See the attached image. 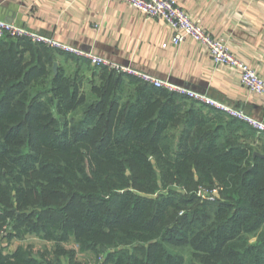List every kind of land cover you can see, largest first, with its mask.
Wrapping results in <instances>:
<instances>
[{"label":"trees","instance_id":"1","mask_svg":"<svg viewBox=\"0 0 264 264\" xmlns=\"http://www.w3.org/2000/svg\"><path fill=\"white\" fill-rule=\"evenodd\" d=\"M0 44V264H264V157L249 143L264 135L107 69L55 71L49 48ZM28 238L53 248L8 246Z\"/></svg>","mask_w":264,"mask_h":264},{"label":"crops","instance_id":"2","mask_svg":"<svg viewBox=\"0 0 264 264\" xmlns=\"http://www.w3.org/2000/svg\"><path fill=\"white\" fill-rule=\"evenodd\" d=\"M177 2L193 22L213 38L226 43L241 61L264 78V0ZM0 19L206 93L264 121V96L245 88L238 71L216 64L207 49L193 40L173 46V32L164 21L149 19L125 2L0 0ZM164 44L168 47L163 48ZM54 55V64L58 69L63 68L67 75L79 73L86 79H93L87 61L64 56L58 51H54ZM101 73L98 71V76H102ZM95 80L99 82V77ZM123 91L124 95H130L134 88L126 87ZM249 143L264 155V138L253 134Z\"/></svg>","mask_w":264,"mask_h":264},{"label":"built area","instance_id":"3","mask_svg":"<svg viewBox=\"0 0 264 264\" xmlns=\"http://www.w3.org/2000/svg\"><path fill=\"white\" fill-rule=\"evenodd\" d=\"M129 4L135 10L141 12L149 19L164 21L173 32L171 44L178 46L190 39L204 46L210 58L218 65L234 69L240 73L242 85L250 92L264 96V78L241 61L222 40H217L209 35L199 24L192 21L189 14L182 9L177 0H118ZM22 40L36 46H42L54 51L62 52L87 61L93 68H102L113 71L119 75L139 80L149 87L164 90L181 97H186L198 104L213 108L229 118L235 119L254 130L258 135H264V121L257 120L243 110L236 109L228 104L210 97L206 93L198 92L190 88L177 85L169 80L157 78L151 74L142 72L130 65L114 62L101 57L91 51H84L51 37L39 34L31 29L18 26L0 19V41ZM164 44L163 48H167ZM219 194V189L208 190L200 188L197 195L201 199L214 201Z\"/></svg>","mask_w":264,"mask_h":264},{"label":"rangeland","instance_id":"4","mask_svg":"<svg viewBox=\"0 0 264 264\" xmlns=\"http://www.w3.org/2000/svg\"><path fill=\"white\" fill-rule=\"evenodd\" d=\"M217 197L218 195L216 196V199ZM0 238H1V234H0ZM2 242H4L5 245H8V242L6 240L2 239ZM21 244L26 247H32L34 253L37 255L40 254L45 248H47L48 251H50L53 248V244L40 241L39 239H36V238H28L22 242L14 241L12 244H9L8 246L12 250H14L18 245H21ZM66 249L76 250V252H78V248L74 244L66 245ZM103 262H104L103 255L101 256V258H98V257H91V256H86V255L77 253L75 257V264H103Z\"/></svg>","mask_w":264,"mask_h":264},{"label":"water","instance_id":"5","mask_svg":"<svg viewBox=\"0 0 264 264\" xmlns=\"http://www.w3.org/2000/svg\"><path fill=\"white\" fill-rule=\"evenodd\" d=\"M54 70H55V71H57V70H58V65H57V64H54ZM258 155H260V156L264 157V155H261V154H258Z\"/></svg>","mask_w":264,"mask_h":264}]
</instances>
